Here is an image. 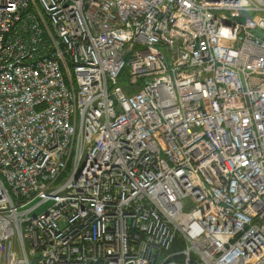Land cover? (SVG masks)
<instances>
[{
	"label": "built area",
	"instance_id": "obj_1",
	"mask_svg": "<svg viewBox=\"0 0 264 264\" xmlns=\"http://www.w3.org/2000/svg\"><path fill=\"white\" fill-rule=\"evenodd\" d=\"M0 264H264V0H0Z\"/></svg>",
	"mask_w": 264,
	"mask_h": 264
},
{
	"label": "rangeland",
	"instance_id": "obj_2",
	"mask_svg": "<svg viewBox=\"0 0 264 264\" xmlns=\"http://www.w3.org/2000/svg\"><path fill=\"white\" fill-rule=\"evenodd\" d=\"M127 72H128V68L126 67V68L121 72L119 78H120V79L123 78V77L127 74ZM43 208H44V206H43L42 208H39V209L37 210V212L40 211V210H42Z\"/></svg>",
	"mask_w": 264,
	"mask_h": 264
}]
</instances>
